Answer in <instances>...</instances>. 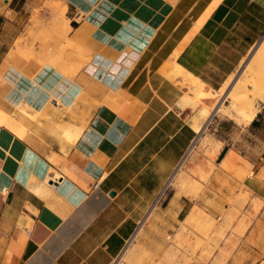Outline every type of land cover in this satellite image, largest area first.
<instances>
[{
	"label": "crops",
	"instance_id": "1",
	"mask_svg": "<svg viewBox=\"0 0 264 264\" xmlns=\"http://www.w3.org/2000/svg\"><path fill=\"white\" fill-rule=\"evenodd\" d=\"M43 1L0 0V264H113L209 115L185 73L224 85L264 0H59L62 69L11 50ZM243 186L262 204L221 264H264V180Z\"/></svg>",
	"mask_w": 264,
	"mask_h": 264
},
{
	"label": "rangeland",
	"instance_id": "2",
	"mask_svg": "<svg viewBox=\"0 0 264 264\" xmlns=\"http://www.w3.org/2000/svg\"><path fill=\"white\" fill-rule=\"evenodd\" d=\"M65 22L60 1L44 0L42 6L23 12L11 50L25 57L37 55L41 63L48 61L62 69L65 61L58 55L63 48L58 33ZM263 46L264 38L224 85L225 79L211 87H221L217 91L225 93L235 83V92L254 103L256 120L246 123L238 121L235 113L214 112L221 103L230 110L235 107L241 117L239 109L246 107L236 96L209 100L211 109L201 132L167 179L166 188H160L147 205L139 231L113 264H197L198 260L214 264L216 258L221 264L236 247L245 231L242 226L246 228L255 219L262 204L251 198L243 180H264V102L258 100L264 95ZM229 153L234 155L233 162L224 164ZM217 168L221 176L214 178Z\"/></svg>",
	"mask_w": 264,
	"mask_h": 264
},
{
	"label": "bare ground",
	"instance_id": "3",
	"mask_svg": "<svg viewBox=\"0 0 264 264\" xmlns=\"http://www.w3.org/2000/svg\"><path fill=\"white\" fill-rule=\"evenodd\" d=\"M264 47V46H263ZM259 49V48H258ZM260 50H261V46H260ZM185 75L187 76V78L189 79V82L192 84V86H193V89L195 90V92L198 94V101L201 99H206V100H210L211 98H212V100L214 101V97H222V99H225L226 97H229V96H231V97H235L236 96V98H238L239 100H240V104L241 105H243V106H245L246 108H243L242 107V109L240 108L239 110V114L241 115V119L243 120V121H249L252 117H253V115L255 114V112L257 111V109L255 108V106H254V103H251L250 101L248 102V101H245V96H243V95H241V94H239L238 95V93L237 92H235L236 91V85H235V83L232 85V87L229 89V90H227L225 93H222V90H220V91H213V90H211L212 88H210L209 86H207L208 88H205V84L204 83H202L201 81H199L197 78H195L194 76H192L191 74H189V73H185ZM217 98V99H218ZM206 100H205V102L204 103H206L207 104V102H206ZM258 100H261V102H264V95H262L261 97H259V99ZM219 101V100H218ZM221 102V101H220ZM236 102V101H235ZM202 103V102H201ZM214 103H216V102H214ZM237 103V102H236ZM209 104V103H208ZM217 104V103H216ZM223 104V103H222ZM213 105V104H212ZM215 105V104H214ZM232 105H233V103H232ZM207 106V105H206ZM210 106V105H209ZM257 106V105H256ZM215 107V106H214ZM233 107V106H232ZM208 108H210V107H208ZM235 108V107H234ZM233 108V109H234ZM211 109V108H210ZM232 109V108H231ZM232 109V110H233ZM17 110H18V112H19V114L21 115V116H23V117H29V118H34V116L35 115H37V112L36 111H34V110H32L29 106H27V105H22V104H20V106H18L17 107ZM235 110V109H234ZM229 111H230V108H228V107H224L223 105H221V103L219 104V105H217L215 108H214V112H222V113H224V114H229ZM67 136H69L68 134H67ZM70 137V136H69ZM70 139H71V137H70ZM183 162V160L181 161V163ZM181 163H180V165H181ZM177 167V166H176ZM178 170V169H177ZM173 178V177H172ZM167 184H168V182H166L165 183V185L163 186V188H162V190L161 191H163L165 188H166V186H167ZM160 191V192H161Z\"/></svg>",
	"mask_w": 264,
	"mask_h": 264
}]
</instances>
